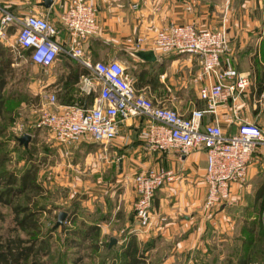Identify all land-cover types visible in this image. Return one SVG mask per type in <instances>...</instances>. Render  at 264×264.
<instances>
[{"label":"crops","instance_id":"obj_1","mask_svg":"<svg viewBox=\"0 0 264 264\" xmlns=\"http://www.w3.org/2000/svg\"><path fill=\"white\" fill-rule=\"evenodd\" d=\"M89 1L98 6L100 31L82 44L86 55L93 60H106L116 59L118 51H126L132 56L130 63L133 70L129 71L124 61L117 60L127 66L136 90L185 115H189L194 108L207 106L199 97V88L204 84L199 79L201 57L161 51L155 44L156 32L171 23H192L200 30L226 27L235 65L239 71L250 74L252 85L239 102V116L233 112L232 102H229L219 105L217 118L228 134L236 132L244 119L264 127V99L261 100L264 93V0H142L137 9L132 7L134 0ZM43 2L3 0L2 5L20 17L29 14L48 17L59 27L56 40L66 45L70 38L60 17L69 8L71 0H54L50 7ZM7 36V41L16 39L17 43V28L8 27ZM139 37L145 38L141 47L136 46ZM138 50H153L157 60L139 58L134 54ZM27 52L30 59V51ZM67 58L56 72L53 71L56 62L49 66L33 62L37 69L47 72L38 79L40 88L36 95L42 103L45 100L44 106L47 105L46 94L51 92L57 94L60 105L73 104L63 103L62 96L67 99L73 96L70 100L75 103L93 105L98 93L87 94L80 88L81 77L91 74V70L79 60ZM143 70L144 81L139 75ZM76 71L81 73L78 81L74 80ZM76 86L79 87V96L75 93ZM213 119L212 114H206L204 122ZM148 124L146 117H133L121 124L120 134L112 141L122 154L119 158L122 168L118 169V176H130L154 167L173 170L176 178L156 191L152 224L145 233L132 232L129 214L134 213L132 209L137 194L133 179L128 182L127 188L120 194L116 209V213L120 210L118 214L111 217L108 207L97 208L98 214L105 218L100 222L103 234L116 237L122 243V235L133 233L141 244L149 245L147 261L154 264H202L206 259L222 264L241 235L244 208L240 210L242 212L238 209L240 205L244 206V191L254 194L264 183V145L258 146L253 154L246 183L233 185V202L207 207L205 150L196 149L181 156L175 150H148L144 137ZM79 199L86 201L89 209L93 208L91 196ZM233 205L237 208L232 213L230 207ZM206 252L208 256H205ZM200 256L205 257L204 260Z\"/></svg>","mask_w":264,"mask_h":264},{"label":"built area","instance_id":"obj_2","mask_svg":"<svg viewBox=\"0 0 264 264\" xmlns=\"http://www.w3.org/2000/svg\"><path fill=\"white\" fill-rule=\"evenodd\" d=\"M0 0V42L7 40V29L17 28V45L30 51V60L49 66L64 54L79 60L91 70L83 75V92L98 93L93 105L73 103L60 105L55 92L46 94V106L36 126L47 129L62 146L78 143L105 145L120 134L121 124L133 117L149 120L144 131L146 149L175 150L179 156L196 149H204L207 156L205 179L208 184L207 207L230 204L234 184H245L248 170L257 147L264 145V127L255 122L242 121L236 132L228 134L217 118L220 104L232 102L233 112L239 116V102L252 85L250 74L235 65L226 27L200 30L192 23H171L160 27L155 44L165 53L194 54L201 57L199 97L206 108H194L189 115L155 101L138 92L131 73L117 59L93 60L82 44L100 31L98 6L89 0H71L60 22L70 38L66 45L56 40L59 27L48 17L29 14L23 17L7 11ZM142 0H134L132 7H140ZM139 37L136 46L144 45ZM264 99V93L261 96ZM206 114L214 119L205 123ZM23 124L19 126L21 129ZM173 170L150 167L134 174L133 185L137 198L134 203L136 225L134 233H145L152 224V207L156 191L174 181ZM260 220L264 226V207Z\"/></svg>","mask_w":264,"mask_h":264},{"label":"rangeland","instance_id":"obj_3","mask_svg":"<svg viewBox=\"0 0 264 264\" xmlns=\"http://www.w3.org/2000/svg\"><path fill=\"white\" fill-rule=\"evenodd\" d=\"M0 45L9 49V57L14 63L8 69L9 83L6 89V95L13 97L8 103L11 108L8 115L10 117L7 120H0V123L7 128L0 134V145L2 146L0 154H5L4 157L2 156L3 167H0V171L4 168L20 172L28 163L37 166V178L43 188L38 192L28 191L26 195L29 196L31 204L35 201L39 202L36 209L43 208L39 214L42 231L47 232L57 222L61 212L67 213L64 223L68 227L56 233L53 232L52 245L55 247L61 244V241L67 238L66 236L74 238L70 230L78 228L76 226L81 224L79 222L71 224L75 217L85 216L91 222L93 217H99L97 208L102 207L109 208L112 213L111 217L118 214L120 210L116 213V209L120 203V194H123L128 186L126 184L134 178L135 173L130 176H118V169L122 168L119 160L122 154L116 150L114 142L105 145L78 143L65 147L59 145L47 129L37 127L38 117L45 107V100L43 99L44 103H42L41 98L36 95L40 88L38 79L47 72L36 68V65L29 59V54L19 49L16 39H8L4 43L0 42ZM131 57L126 51H118L115 58L124 61L129 71H132ZM57 59H55L54 72L68 60L64 54L59 57L58 61ZM75 93L79 96L78 86H76ZM21 124L24 127L20 129ZM25 134L32 135L28 147L20 144L19 141V137ZM86 195L92 198L90 202L93 205L92 209L85 205L86 201L79 199ZM26 200L25 196L17 198V202L25 203ZM235 208H237L236 205L230 207L232 213ZM242 208H244V254L249 250L251 254L255 253L251 259L252 264H264V229L258 222L260 207L255 201L254 194L244 191V206L240 205L238 210ZM129 215H131L130 224H133V229L136 225L135 213ZM254 220L258 224V230L256 228V233L251 234L248 232V227L253 226ZM13 227L12 208L0 203V234L9 235ZM107 237L105 235V239L98 242L99 255L106 254V247L109 244ZM247 243H249L248 246H246ZM88 244L82 246L81 250L73 248L62 253L71 256L72 261L76 259L82 260L83 264H101L100 258L96 256L98 252L87 248ZM119 244L121 243L118 242ZM205 256H208V252ZM212 256L213 254L210 258ZM200 258L204 260L205 257L200 256ZM211 260L206 259L205 261L208 264H217ZM151 264L154 263L151 262Z\"/></svg>","mask_w":264,"mask_h":264},{"label":"trees","instance_id":"obj_4","mask_svg":"<svg viewBox=\"0 0 264 264\" xmlns=\"http://www.w3.org/2000/svg\"><path fill=\"white\" fill-rule=\"evenodd\" d=\"M28 51V50H27ZM25 51V52H27ZM9 49L0 45V120L9 119L11 108L9 101L13 97L6 95V89L9 83L8 69L13 64L9 57ZM28 53V52H27ZM8 54V55H7ZM74 80L78 81L81 75L79 71L74 73ZM140 75V80L144 81L145 71ZM73 96L67 99L62 96L63 103H75L70 100ZM82 99V98H81ZM83 102V101H82ZM80 103V102H79ZM6 126L0 123V134L6 130ZM25 146V145H24ZM26 147V146H25ZM2 146L0 145V149ZM0 154V167H3L2 156ZM4 157V156H3ZM38 168L33 163H28L22 171H10L4 169L0 171V203L8 205L12 208L14 227L11 228L9 235L0 234V264H83L82 260H71V256L63 254L66 250L78 248L81 250L82 246L87 245V248H92L98 252L96 256L100 258L101 264H151L147 261L146 251L149 249L148 244H141L133 233L125 234L122 238L123 242L118 245V242L110 246L112 237L109 238V244L106 247V254L99 255L98 242L105 239L102 232L100 222L105 219L102 216L93 217L91 222L85 216L75 217L71 224L81 223L76 226L78 228L71 229L70 234H74V238H67L61 241L57 246L52 245L53 232L62 229L65 230L68 226L63 223L56 226V223L51 226L47 232L41 229L39 214L42 207L39 202L30 203L29 196L26 195L28 191H40L43 186L39 183ZM25 196L26 202H17V198ZM255 201L259 203L260 216L264 207V183L260 184L254 193ZM135 213V212H134ZM259 216V225L264 229ZM253 226L248 227V232L256 233L258 224L256 220ZM23 233V234H21ZM66 235V234H65ZM91 241V242H90ZM249 243L246 244L248 246ZM81 246V247H80ZM255 254V253H254ZM254 254L247 250L244 254V223L241 229V235L238 238V243L231 251V254L223 261L222 264H252ZM258 256V255H256ZM95 257V256H93ZM81 258V257H80ZM82 261V263H81ZM208 264V262L202 263Z\"/></svg>","mask_w":264,"mask_h":264},{"label":"water","instance_id":"obj_5","mask_svg":"<svg viewBox=\"0 0 264 264\" xmlns=\"http://www.w3.org/2000/svg\"><path fill=\"white\" fill-rule=\"evenodd\" d=\"M43 1L46 7H50L54 0H43ZM134 54L145 61H156L157 60V57L153 50H138V51H135ZM31 139H32L31 134H25L19 137L20 144L25 145L26 147H28ZM66 215L67 213L64 211L59 214V218L57 220L56 226H60L64 223ZM117 242H118V239L116 237H112L110 241V246L114 245Z\"/></svg>","mask_w":264,"mask_h":264}]
</instances>
